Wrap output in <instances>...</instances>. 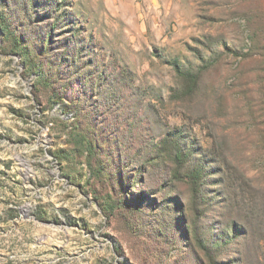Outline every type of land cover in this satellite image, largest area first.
Returning <instances> with one entry per match:
<instances>
[{
    "label": "rangeland",
    "instance_id": "obj_1",
    "mask_svg": "<svg viewBox=\"0 0 264 264\" xmlns=\"http://www.w3.org/2000/svg\"><path fill=\"white\" fill-rule=\"evenodd\" d=\"M248 17L264 0H0V264H264Z\"/></svg>",
    "mask_w": 264,
    "mask_h": 264
},
{
    "label": "trees",
    "instance_id": "obj_2",
    "mask_svg": "<svg viewBox=\"0 0 264 264\" xmlns=\"http://www.w3.org/2000/svg\"><path fill=\"white\" fill-rule=\"evenodd\" d=\"M250 22H251V17H248V24L247 25H248V28L250 29V32H251V37L249 38L250 45H249L247 51L241 55L242 61L253 60V58H255V57H258L259 59H264V38H263V32L264 31L260 30V28H262V27L257 26V24L256 25L250 24ZM229 52H231V51H229ZM263 63H261V64L263 65ZM260 71H264V68Z\"/></svg>",
    "mask_w": 264,
    "mask_h": 264
}]
</instances>
